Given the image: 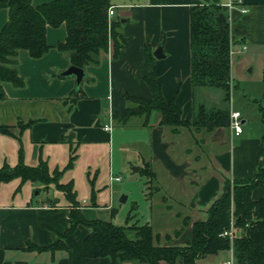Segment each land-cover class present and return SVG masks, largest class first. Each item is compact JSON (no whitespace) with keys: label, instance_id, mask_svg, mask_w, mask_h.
<instances>
[{"label":"crops","instance_id":"0c3cea01","mask_svg":"<svg viewBox=\"0 0 264 264\" xmlns=\"http://www.w3.org/2000/svg\"><path fill=\"white\" fill-rule=\"evenodd\" d=\"M46 1L50 0L32 3ZM111 3L115 6L113 17L120 18L119 30L127 41L117 54L111 42L101 52L99 62L85 68L87 76L79 89L75 76L62 74L72 65L68 52L56 47L67 36L65 23L48 25L46 39L51 47L41 57L19 50L17 69L25 83L4 81L0 92V168L44 161L53 173L69 161L70 145L76 146L77 156L61 173L71 171L67 182L76 180L75 171L93 185L111 186L120 181L112 176H121V171L131 166L134 172H145L150 184L159 190L151 210L157 208L160 215L175 214L180 219L175 233L183 229L171 244H183L191 238L193 222L207 217V209L222 193L226 178H255L264 167L263 117L257 118L242 108L233 109L230 103V113L241 111L245 123L243 131L236 134L231 114L229 124L211 130L194 125L174 130L160 123L161 115L156 111L148 117L131 116L124 125L114 115L133 103L128 101V94L153 97L147 82L151 74L165 99H175L186 119L193 118L200 105L218 107L196 98L205 87L214 85L195 86L192 82L191 7L209 3L227 6L231 61L237 57L239 64L248 66L262 57L260 67L264 68V0ZM8 16V8H0V31ZM159 46L160 57L155 55ZM231 75L236 78L235 69ZM105 124L111 128L105 129ZM26 184L29 186L20 188ZM17 185L19 189L14 191ZM48 186L40 180L22 181L21 177L0 183V264H111L109 257L85 255L84 239L90 229L82 223L71 227L73 207L67 199H60L62 195L54 188L51 196ZM104 191H100L101 198ZM148 192L146 198L150 200L153 192ZM251 196L254 200L264 198V183L256 185ZM85 202L82 199L77 208L87 219L108 220V213L97 214L96 208H104L106 213L109 206L90 207ZM200 207L205 213L196 212ZM57 243L61 244L55 247ZM216 255L228 259L230 252L227 249ZM226 260L221 259L220 264ZM125 264L141 263L134 260Z\"/></svg>","mask_w":264,"mask_h":264},{"label":"trees","instance_id":"16d2710c","mask_svg":"<svg viewBox=\"0 0 264 264\" xmlns=\"http://www.w3.org/2000/svg\"><path fill=\"white\" fill-rule=\"evenodd\" d=\"M110 6L111 0H50L37 5L32 0H0V8L5 7L9 11L0 31V92L4 81L14 85L25 83L17 69L20 49L28 50L32 57H41L50 49L46 39L48 25L66 24L67 36L56 47L68 52L71 63L76 66L85 69L88 65L97 64L101 52L107 50L111 42L114 54H117L127 38L119 30L120 18L108 16ZM190 23L193 85L221 87L228 100L232 43L228 7L215 3L195 4L190 10ZM147 82L153 97L145 99L128 94V101L133 103L114 115L118 122L124 125L131 116L148 117L156 111L161 115L160 123L170 125L174 130L193 125L211 130L229 124L228 108L200 105L193 118H184L182 108L175 99H165L152 74L147 77ZM76 149L70 145L67 167L73 164ZM62 172H49L44 161L37 165L20 163L13 167L6 164L0 168V183L21 177L22 181L40 180L47 186L55 183L61 188L73 207L71 227L82 223L90 229L84 239V253L88 257H109L111 264L134 260L141 264H196L199 258L232 246L234 264H264V198L254 200L251 196L252 189L264 183L263 166L255 178L234 181L226 178L222 193L207 209V217L193 222L191 238L183 244L161 243L159 234L154 232L149 222L116 224L112 220L87 219L78 210L80 201L74 182L59 181ZM55 174L58 178H54ZM232 215L240 233L231 243L221 233L230 225ZM182 229L176 231V235Z\"/></svg>","mask_w":264,"mask_h":264},{"label":"rangeland","instance_id":"374dc122","mask_svg":"<svg viewBox=\"0 0 264 264\" xmlns=\"http://www.w3.org/2000/svg\"><path fill=\"white\" fill-rule=\"evenodd\" d=\"M236 60H238L237 57L231 61V71L235 69L237 75L236 78L231 75V77L234 78V87L231 89V94L228 100L225 99L224 89L217 86L205 87L203 94H200V91L196 94V98L199 99L200 97V99L202 98L203 100L212 102L214 103L213 105H216L219 108H230V103H232L234 105L233 109L242 108L243 111L257 115V118L263 117L264 68L260 67L263 58L254 59V61L248 66L239 64ZM239 62L241 61L239 60ZM243 125H245V123ZM64 163L65 164L61 167V170L65 169L68 160ZM70 172L71 171L67 169L60 177L59 181L66 183L69 180V176L71 177ZM120 175L122 176V180L111 186H105V184L96 186V184H91L82 173L74 171L73 176L76 177V180L74 181V184L76 183L74 190L77 193V199H79L81 203L82 199H85V204H88L90 207L96 205L104 207L109 206L106 213L104 208H96V210H98L97 214L106 215L108 213V220H112L116 224H125L126 222L153 223V230L155 233L159 234L160 242L172 243L177 237L175 230L180 227V225H178L180 219L175 214H172L169 217L160 215L157 208L151 210L150 204L151 202L154 204L156 203L155 201L157 200L156 197L158 198L159 190L150 184L146 174L142 172H134L131 166L127 171H121ZM54 178H58V175L55 174ZM147 184L151 187H147ZM27 185L28 184L23 185L22 187L20 186V188L24 189V186ZM153 185L156 184L153 183ZM48 187H50L51 194L53 193L52 189L54 188V192L62 195L63 198L60 199H67L66 194L55 183L49 184ZM18 189L17 185L15 186L14 191H17ZM41 189L43 190V187ZM110 189H112L111 196ZM34 190H37V188L34 187ZM99 190H105L102 198L100 197L101 192ZM149 190L153 192V197L150 200L149 198H146V193ZM51 196H53V194ZM123 196H127L125 201H121ZM176 207L178 206H175V209ZM196 212L205 213V210L200 207L199 209H196ZM221 257L216 254H210L205 258H199L196 261V264H220L221 259H227V256Z\"/></svg>","mask_w":264,"mask_h":264},{"label":"built area","instance_id":"2783aa9c","mask_svg":"<svg viewBox=\"0 0 264 264\" xmlns=\"http://www.w3.org/2000/svg\"><path fill=\"white\" fill-rule=\"evenodd\" d=\"M229 7H232L231 5ZM245 10V9H244ZM115 15V6H110L108 9V16L111 18ZM231 126L234 129L236 134H240L243 131V122H242V115L241 112L238 110L231 111ZM105 129H110V124H105ZM112 179L121 180V176H112ZM240 230L237 228L234 215H232L230 225L223 230L221 233L223 236H226L230 239L232 243L235 236L239 235ZM230 252L229 258L222 262V264H234V253L232 246L228 249Z\"/></svg>","mask_w":264,"mask_h":264},{"label":"water","instance_id":"95a60500","mask_svg":"<svg viewBox=\"0 0 264 264\" xmlns=\"http://www.w3.org/2000/svg\"><path fill=\"white\" fill-rule=\"evenodd\" d=\"M161 50H162V48H161V46H159L158 50L155 51V55L160 57L159 52ZM62 74L64 76H75L77 89L80 88L83 78H85L87 76L84 68L76 66L74 64L70 65L66 70H64L62 72ZM137 169H139L138 166H137ZM125 200H126V196H123L121 198V201H125Z\"/></svg>","mask_w":264,"mask_h":264}]
</instances>
